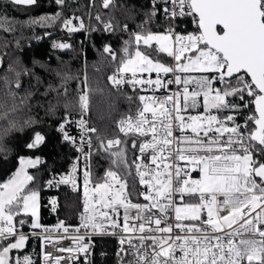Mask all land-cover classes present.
Returning a JSON list of instances; mask_svg holds the SVG:
<instances>
[{
  "label": "snow or ice",
  "instance_id": "snow-or-ice-1",
  "mask_svg": "<svg viewBox=\"0 0 264 264\" xmlns=\"http://www.w3.org/2000/svg\"><path fill=\"white\" fill-rule=\"evenodd\" d=\"M6 2L32 6L37 0ZM54 3L63 9L67 0ZM114 3L101 0L105 9ZM150 6L145 24L162 16L167 22L163 32L144 26L133 32L125 24L121 30L129 39L121 51L104 47L116 65L108 77L111 85L145 93L127 97L140 106L134 116L119 121L123 136L101 137L93 144L97 129L89 126L87 114L95 90L86 78L75 94L76 115L66 104L58 124L62 140L75 145L85 161L93 149L111 161L104 182L93 183L85 164L80 223L68 237L75 247L58 249L73 255L53 257L43 250L53 239L52 230L41 223L39 190L26 170L40 161L18 157V171L0 183V264H37V255L46 264H61V259L90 264L94 235L117 237V264H264V0H153ZM62 16L61 11L31 23L59 20L68 33L85 30L81 18L75 17L80 23L74 25ZM95 19L106 32L119 27L99 13ZM189 19L194 31H177ZM55 47L71 45L58 42ZM250 105L255 114L245 115ZM71 126H78L77 135ZM44 139L36 132L25 146L36 148ZM120 170L134 171L143 191L129 187ZM47 183L81 190L76 176ZM61 228L69 232L58 221L57 231ZM33 238L41 245L39 254L35 247L25 251Z\"/></svg>",
  "mask_w": 264,
  "mask_h": 264
},
{
  "label": "trees",
  "instance_id": "trees-1",
  "mask_svg": "<svg viewBox=\"0 0 264 264\" xmlns=\"http://www.w3.org/2000/svg\"><path fill=\"white\" fill-rule=\"evenodd\" d=\"M61 11L62 19L81 18L85 30L67 33L59 20L31 23L33 18L52 17ZM97 13L104 21L119 25L114 33L107 35L96 28L94 17ZM149 13V0H115L108 9H104L99 0L94 4L92 0H67L63 9L54 0H37L33 6H17L0 0V183L7 182L17 171L18 157L40 159L42 164L29 170V174L34 176L33 183L39 190L40 217L45 226L54 225L56 218L64 225L72 226L80 209L79 196L64 190L44 191L47 177L51 173H62L74 157L72 149L56 134V126L65 114V105L73 115L77 113L75 94L86 78L95 90L90 96L88 115L89 126L97 129L92 136H116L118 121L135 114L139 106L138 100L130 103L127 97L138 93L111 89L108 77L116 65L105 55L104 47L111 45L117 52L121 51L129 39L128 32L121 30L125 24L133 32L142 31L141 26L153 32L163 30L167 22L161 17H153L151 23L145 24ZM53 39L67 41L71 47L56 51L52 48ZM18 82L21 87L17 89L15 84ZM65 88L68 89L67 97L63 95ZM244 114H255L253 105L245 108ZM238 119L243 122L244 116ZM5 120L9 123L5 124ZM5 127H8L7 133ZM36 132L44 135V142L30 149L25 145ZM88 160L91 180L100 181L111 165L110 159L104 153H95ZM120 172L126 177V170ZM133 184L139 190L138 184L128 178L129 187ZM47 196L56 197L55 217L45 207ZM37 243L36 239L29 240L25 251L31 253L35 247L37 253ZM117 250L114 241L98 240L90 264H117Z\"/></svg>",
  "mask_w": 264,
  "mask_h": 264
},
{
  "label": "built area",
  "instance_id": "built-area-1",
  "mask_svg": "<svg viewBox=\"0 0 264 264\" xmlns=\"http://www.w3.org/2000/svg\"><path fill=\"white\" fill-rule=\"evenodd\" d=\"M99 1L101 2V0H99ZM152 2H153V0H149V6L151 5ZM150 12H151V6H150ZM95 17H94V23L96 25V28H100L107 35L110 34L109 32H106V31L103 30V24L99 23L95 19ZM161 18H162V20H164L162 16H161ZM72 19H73L74 25H78L80 23V20L75 19V17L72 18ZM163 31H164V29L161 30V31H158V32H163ZM177 31H179L181 33H192L194 31V25L191 23L190 19L182 21V22L179 23ZM58 42H61V41L53 39L52 40V48L55 49L56 51H63V50H60L59 48L55 47V44L58 43ZM62 42H67V41H62ZM115 71H116V68L111 72L110 75H112ZM145 76H147V74H145ZM152 78L155 79V73L152 74ZM110 87L115 92L131 91V92H136L138 94H145V93L141 92L139 90V88H137L136 90H132L130 85L124 86L122 90H118V89L114 88L111 85V83H110ZM135 114H132V115L134 116ZM75 115H73V116H75ZM88 115H89V113L87 114V119H88ZM119 121H118V123L116 125V132H117L116 136L110 137V138H106V139H112V138H115V137H118V136H123V134L118 131ZM70 131H71L72 135H77L78 132H79V128H78V126H71L70 127ZM56 134L58 135V137H59V139H60V141L62 143H64L70 149H72V151L74 152V157H73L71 163L69 164V166L62 173H55V174L51 173L47 177V179L45 180V183H44V191H46L47 193H54V192L59 191V190H64V191H66L68 193H71L73 195H77L80 198V209H79V211H78V213L76 215V220H75L74 225L68 226L69 227V232L68 233H65L62 228L57 231V226H58V221H59L57 218H56V222H55L54 225L47 226L49 229L52 230L50 235L53 237V239L49 242V244L43 250L48 252V253H51L53 257H69V256H71L73 254L69 253L67 251L61 252V251H58V249L67 248L69 246H71L73 248L75 247V245L72 243V240L70 238H68V237H69L70 233L71 234H75L74 233V228H75V226L79 225V223H80L79 216H80V213L82 211V205L84 203L83 196H82V192H83V187H82V185H83V170H84L85 164L87 163V164L90 165V163H89V160L85 161V158L81 155L80 151L77 150L75 145H72L69 142H65V141L62 140L61 133L58 131V125L56 126ZM91 138H92L93 144H95L97 139H99L101 137H93L92 134H91ZM95 153H96L95 149H93V154H95ZM101 153H103V152H101ZM129 159L130 160L132 159L131 155H129ZM76 166L79 167V172L78 173L76 171ZM106 172L107 171H105L103 173L102 178L100 180L101 182H104V181L109 179L106 176ZM66 175H68V176H76L77 177V185L80 186V189H81L79 192L74 189L72 184H68V185L61 184V185H58L56 187H50L48 185V183H47L48 181L53 180V177H55L56 180H59V179H61L62 177L66 176ZM120 175H121V178L124 179V180H127V182H128V178L132 179L134 182H136L138 184L139 191H143L144 186L139 184V178L135 175L134 171L131 174H129L128 171H127V174H125L126 177H123L121 172H120ZM192 175H193V177H197V173H192ZM92 182L95 183L94 181H92ZM88 187L91 188L92 184H89ZM53 199L56 200V197L55 196H47L46 197L45 207H47L49 209L50 213L55 217L56 212H57V205L55 207L52 205V200ZM140 199H141V202H143L142 198H140ZM23 231L25 233H27V232H29V228L27 230L23 229ZM40 231L44 235H49V233H45L43 229H41ZM56 237H63V239L57 240ZM33 239H35V238H33ZM102 239L114 241L116 243V245L118 246V248H119L118 239H117L116 236H113V235H94V236H91V238H90V253H89L88 259L91 258L93 252L96 250L97 241L98 240H102ZM37 242H38L37 243V254H39L42 249H41V245H40L39 241H37ZM81 259H82V257H81ZM37 263L38 264H46V262H44L39 255H37ZM61 264H73V261L66 260V259H61Z\"/></svg>",
  "mask_w": 264,
  "mask_h": 264
},
{
  "label": "crops",
  "instance_id": "crops-1",
  "mask_svg": "<svg viewBox=\"0 0 264 264\" xmlns=\"http://www.w3.org/2000/svg\"><path fill=\"white\" fill-rule=\"evenodd\" d=\"M22 159H25V160H31L32 158H22ZM33 159H38V158H33ZM39 161H40V163L39 164H37V166L35 167V168H37L38 166H40L41 164H42V161L39 159ZM35 168H27L26 170H27V172L29 173V170H32V169H35ZM17 171H18V169H17ZM15 174V173H14ZM13 174V175H14ZM41 200V199H40ZM41 204V203H40ZM38 264V263H37Z\"/></svg>",
  "mask_w": 264,
  "mask_h": 264
},
{
  "label": "rangeland",
  "instance_id": "rangeland-1",
  "mask_svg": "<svg viewBox=\"0 0 264 264\" xmlns=\"http://www.w3.org/2000/svg\"><path fill=\"white\" fill-rule=\"evenodd\" d=\"M73 24H74V23H73ZM62 28H63L64 31H66L65 28H64V25H63ZM139 31H141V30H137L136 32H139ZM66 32H67V31H66ZM79 89H80V85L78 86V90H79ZM196 111H197V112H201V111H203V110H202V109H197ZM77 264H78V263H77Z\"/></svg>",
  "mask_w": 264,
  "mask_h": 264
},
{
  "label": "water",
  "instance_id": "water-1",
  "mask_svg": "<svg viewBox=\"0 0 264 264\" xmlns=\"http://www.w3.org/2000/svg\"><path fill=\"white\" fill-rule=\"evenodd\" d=\"M12 4V3H11ZM13 5H15V4H13ZM17 6H24V5H17ZM33 6V5H32ZM105 9V8H104ZM105 53V52H104ZM105 55H107L106 53H105ZM108 56V55H107ZM112 63H114L113 61H111ZM0 69H1V60H0ZM253 108H254V105H253ZM258 115V114H257Z\"/></svg>",
  "mask_w": 264,
  "mask_h": 264
}]
</instances>
